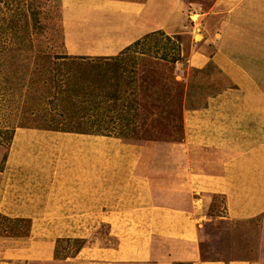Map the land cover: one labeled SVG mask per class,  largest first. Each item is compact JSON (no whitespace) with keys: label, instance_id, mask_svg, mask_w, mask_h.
I'll list each match as a JSON object with an SVG mask.
<instances>
[{"label":"crops","instance_id":"0c3cea01","mask_svg":"<svg viewBox=\"0 0 264 264\" xmlns=\"http://www.w3.org/2000/svg\"><path fill=\"white\" fill-rule=\"evenodd\" d=\"M59 3L64 52L72 56H114L150 32H180L183 23L182 0ZM217 12L220 30L193 33L206 50L186 60L215 88L202 104L184 96L182 140L157 141L146 156L142 143L116 135L14 128L0 170V214L28 229L0 234V264H264L200 252L209 195L225 199L230 218L264 213V0H235ZM228 15L236 18L233 37ZM178 76L187 85L189 73ZM102 227L115 243L100 238ZM58 238L85 242L59 259Z\"/></svg>","mask_w":264,"mask_h":264},{"label":"rangeland","instance_id":"374dc122","mask_svg":"<svg viewBox=\"0 0 264 264\" xmlns=\"http://www.w3.org/2000/svg\"><path fill=\"white\" fill-rule=\"evenodd\" d=\"M31 1L36 9L37 33L43 39H49L55 51L64 52L59 0ZM182 2L184 9L178 16L183 22L179 28L181 31L171 33V39H167L163 34L166 32L160 29V54L166 52L168 60H161L159 65L147 62L135 64L136 74L140 77L135 93L138 97H128L126 106L118 108L122 116L116 117L119 125L115 124L112 129L122 139L142 143L147 149H152L157 141L181 140L184 96L187 93V97L194 99L193 104H202L206 94L215 88L214 81L204 71L189 69L186 60L193 49L206 50L203 44L195 43L200 36L193 33L201 31L203 35L206 34L205 38L213 36L220 30L223 15L217 10L232 6L235 0ZM15 5L16 0H0V168L7 157L15 127H44L51 120L58 119L57 114L53 113L75 110L68 97L49 100L47 97H51L52 92L47 95L43 85L47 75L41 71L33 74L35 46L31 41L20 38L23 30L19 26L12 28L8 23ZM246 6L251 12V2ZM228 19L229 15L225 17L224 24L233 37L236 34V18L232 17L227 22ZM40 45L41 48L47 46L44 41H40ZM186 72L189 73L187 85L178 76ZM33 77L37 78L36 86H32ZM126 121L129 123L125 124ZM205 211L206 218L200 226L199 240L207 258L230 260L247 257L264 260V213L249 218H230L226 212V201L220 195H209ZM3 224L14 232H21L28 226L27 221L0 217V225ZM99 233L103 240L115 243L114 238L107 236L106 227H102ZM76 245L73 241H63L57 251L58 258L69 255Z\"/></svg>","mask_w":264,"mask_h":264},{"label":"trees","instance_id":"16d2710c","mask_svg":"<svg viewBox=\"0 0 264 264\" xmlns=\"http://www.w3.org/2000/svg\"><path fill=\"white\" fill-rule=\"evenodd\" d=\"M35 15L36 9L31 0H16V5L12 9L8 23L12 28L19 26L23 30L20 38L24 39V41H31L35 46L33 47L35 61L34 67L32 66V72L36 75V72L41 71L47 75L45 78L47 82L45 81L43 85L47 89V95L52 92V96L47 98L53 100L59 97L62 100L64 97H68L71 100L72 108L75 109L66 113H63V111L53 113V115L57 114L58 119L51 120L50 124L44 127L119 136L115 132H112L114 125H119L116 117L122 116L121 113H118V108L126 106L129 102L128 97H138L135 93L139 86L140 77L136 74L135 64L147 62L159 65L161 60H168L166 52L160 54V30L148 33L114 56H72L66 52L55 51L49 39H43L37 33L36 27L38 26V21ZM163 34L167 39H171V36L167 33ZM40 41L46 42L47 46L41 48ZM31 83L32 86H36L38 84L37 78H31ZM29 110L32 111V109ZM43 117H47V115ZM128 123L129 121L125 122V124ZM64 126H68L69 128H65ZM150 152L151 147L149 149L145 147V155L149 156ZM0 217L12 219L2 214H0ZM13 220L25 221L23 219ZM27 229L28 226L24 230H21V232H14L11 229H7V226L3 224L0 225V234L25 235ZM63 241L77 243L75 249L69 254L74 255L84 244L85 239L58 238L55 247L56 257H58L57 251ZM199 245L203 259H220L217 257L207 258L204 255L205 251H203L201 240H199ZM172 264L192 263L190 261H175Z\"/></svg>","mask_w":264,"mask_h":264}]
</instances>
